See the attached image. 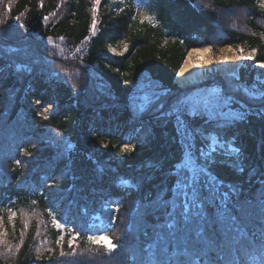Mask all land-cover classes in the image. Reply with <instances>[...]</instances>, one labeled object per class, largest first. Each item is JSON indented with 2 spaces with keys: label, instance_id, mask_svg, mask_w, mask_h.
Listing matches in <instances>:
<instances>
[{
  "label": "trees",
  "instance_id": "obj_1",
  "mask_svg": "<svg viewBox=\"0 0 264 264\" xmlns=\"http://www.w3.org/2000/svg\"><path fill=\"white\" fill-rule=\"evenodd\" d=\"M42 5L0 0V63L6 66L0 81V240L13 246L9 252L0 243V264H153L155 250L149 246L180 219V202L174 209L164 200H176L170 169L180 166L182 153L172 123L164 127L136 112L120 95L131 98L138 88L152 91L146 87L150 82L160 85L172 93L167 111L182 94L174 74L190 46L208 44L213 52L224 44L255 49L237 77L195 82L183 93L215 82L234 95V110H252L233 129L239 132L233 145L241 149L244 172L227 165L214 171L225 183H241V198L256 194L264 172V117L252 113L264 107V96L258 95L264 84L253 79L252 66L264 61V0H100L98 5L42 0ZM48 96L54 108L43 115ZM138 126L147 128L143 139L149 142H134L131 153L122 152ZM223 139L231 140L232 132ZM155 162L162 167L149 166ZM122 179L130 183L121 185ZM12 212L16 216L9 221ZM260 215L258 210L254 225ZM53 216L65 225L63 233ZM245 230L243 248L232 255L238 264H264V238L250 225ZM74 233H79L76 255L61 256L71 251L67 239ZM60 234L62 247L55 243ZM99 234L110 237L116 249L106 252L87 241Z\"/></svg>",
  "mask_w": 264,
  "mask_h": 264
},
{
  "label": "snow or ice",
  "instance_id": "obj_2",
  "mask_svg": "<svg viewBox=\"0 0 264 264\" xmlns=\"http://www.w3.org/2000/svg\"><path fill=\"white\" fill-rule=\"evenodd\" d=\"M100 0H96L98 5ZM41 6L42 0H41ZM11 11V5H7ZM20 18L16 17L18 21ZM47 20L48 17H43ZM149 20V17H145ZM3 24V20H0ZM96 20L93 19L91 31L96 32ZM50 40V38H49ZM127 48V46H125ZM112 51H115L112 49ZM207 51V49H205ZM242 51V50H241ZM255 51V49L253 50ZM252 52L247 57H232L231 59H253ZM229 57H224L223 61H228ZM210 62V61H209ZM264 67V63L261 64ZM5 65L0 63V81L5 76ZM18 68L23 67L21 65ZM201 65L185 62L177 76L188 72L193 68H199ZM30 71V69H29ZM51 75H56L54 72ZM127 83V81H125ZM153 88L152 91H145L144 88H138V96L132 98L131 104L136 103L140 113L150 115L157 121H162L164 127L172 123L176 132L173 141L180 145L182 159L180 166L176 164L170 169V178L173 179L176 200H164L165 204L169 202L175 209L179 201V220L166 225L168 232H158L155 241L149 247L154 249L155 259L153 264H238V257L232 255L234 251L238 252L243 248V238L248 235L245 230L247 225L252 229L259 230V234L264 238V172H260V187L252 198H241L243 186L239 182L225 183L214 171L221 165H227L235 169L238 173L244 172L243 165L239 162L242 155L239 147L233 146V142L239 139V132L233 131L240 122H245L251 109L245 112L236 111L233 108L234 95L224 87H217L211 90H201L199 94H184L183 86L181 95L176 97L167 111L165 104L168 97L172 95L171 90L150 82L146 85ZM233 88L232 92L237 91ZM5 99L8 98L7 89L2 94ZM250 95H252L250 93ZM264 96V92L258 93ZM40 104V101H36ZM258 117H264V108L252 113ZM47 119V117H42ZM143 119V116L140 117ZM232 132V139L225 141L223 135ZM145 138L139 143H148ZM71 148V144L66 145ZM260 148L264 151V139L260 141ZM122 152L131 153L134 149L125 144ZM28 155L27 149L24 150ZM235 156L236 159L230 158ZM17 160L16 164L19 165ZM150 167H162L161 162L150 164ZM257 173L252 169V174ZM120 183L128 184L130 181L121 180ZM151 203V201H150ZM260 210V219L254 218ZM172 215V213H169ZM15 212L10 213L9 221L14 220ZM52 223L54 227L63 233L65 225L60 223L53 216ZM195 225V229L191 226ZM245 225V227H242ZM27 227V221L25 222ZM194 231V235L192 234ZM182 232V235L180 233ZM79 233H74L67 239L70 252H60L61 256L76 255L75 241ZM65 235L60 234L56 239L57 245L63 246ZM87 241L93 245L102 246L106 252H112L117 245L111 238L105 234L88 235ZM6 246V250L11 252L13 246L6 240H0ZM19 248V245H17ZM39 252L40 248L37 247ZM49 252L52 249H48ZM261 256L264 258V244L261 245ZM55 257H49L54 259ZM255 259V258H253ZM239 264H244L239 260Z\"/></svg>",
  "mask_w": 264,
  "mask_h": 264
},
{
  "label": "bare ground",
  "instance_id": "obj_3",
  "mask_svg": "<svg viewBox=\"0 0 264 264\" xmlns=\"http://www.w3.org/2000/svg\"><path fill=\"white\" fill-rule=\"evenodd\" d=\"M244 55H246L245 52L242 55L238 54L230 44L219 46L215 52L209 48V45L191 47L187 50L178 72L186 61L192 64H199L201 67L193 68L188 72L182 73L180 76H176V81L182 85H189L192 82L203 80L211 73L214 75L233 73L240 64L241 59L231 58L237 56L243 57ZM224 57H229L230 59L223 61Z\"/></svg>",
  "mask_w": 264,
  "mask_h": 264
},
{
  "label": "rangeland",
  "instance_id": "obj_4",
  "mask_svg": "<svg viewBox=\"0 0 264 264\" xmlns=\"http://www.w3.org/2000/svg\"><path fill=\"white\" fill-rule=\"evenodd\" d=\"M142 12H139V15L142 16ZM125 44V42H121L120 43V48ZM232 46V45H231ZM219 47V46H218ZM217 47V48H218ZM238 54L242 55L244 52L246 53V55H244L243 57H247L249 52H252V55H253V51L252 50H245V49H242L240 46H237V47H234L232 46ZM119 48V49H120ZM217 48L215 49V51L217 50ZM115 51H118L119 49H116V48H113ZM242 50V51H241ZM114 51V52H115ZM214 51V52H215ZM244 60H249V59H241L240 61V64L237 66V68L235 69V71L233 73H226V74H217V75H214V74H210L208 77L207 80H213L215 78H217L218 76H223V75H232V76H237L238 74V68L239 66H245L246 68L248 67L247 64L245 63L244 64ZM264 63V61H259V62H256L253 66H252V69H253V79L261 84H264V67L261 66V64ZM98 76V74H97ZM96 79L99 81V77H96ZM207 80H204V81H207ZM203 81V82H204ZM219 87L215 82L213 83H210V84H204V86H198V87H194V88H191V89H188L184 92V94H192V95H197L199 94V92L201 90H211L213 88H217ZM183 88H186V87H183ZM150 92V91H148ZM136 96H133L131 98H129L127 95H120V98L125 101L129 106H130V101L132 100V98H134ZM139 103V101H137L136 103L134 104H131V108H134V110L136 112L139 111L138 107H137V104ZM54 108V99L53 97H50L48 96L47 99H46V102H45V105H44V108H42V113L43 115H47L52 109ZM264 108V107H263ZM147 134V128L145 126H142V127H138L137 129V133L136 135L134 136V138L126 143L127 145H131L133 144L134 142H139L141 141ZM235 157V156H234Z\"/></svg>",
  "mask_w": 264,
  "mask_h": 264
},
{
  "label": "water",
  "instance_id": "obj_5",
  "mask_svg": "<svg viewBox=\"0 0 264 264\" xmlns=\"http://www.w3.org/2000/svg\"><path fill=\"white\" fill-rule=\"evenodd\" d=\"M186 52H187V51H186ZM185 55H186V53L183 55L182 61H183ZM181 63H182V62H181ZM181 63H180V65H181ZM180 65L178 66V68H177V70H176V72H175V74H174V81L177 83V85H180V86H186L187 84L182 85V84H179V83L176 81V76H177L178 70H179V68H180Z\"/></svg>",
  "mask_w": 264,
  "mask_h": 264
}]
</instances>
